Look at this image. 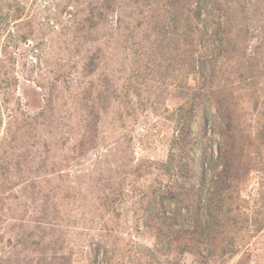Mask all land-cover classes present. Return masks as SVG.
<instances>
[{
  "label": "rangeland",
  "instance_id": "1",
  "mask_svg": "<svg viewBox=\"0 0 264 264\" xmlns=\"http://www.w3.org/2000/svg\"><path fill=\"white\" fill-rule=\"evenodd\" d=\"M164 2L0 0V264H264V0L223 5L202 74Z\"/></svg>",
  "mask_w": 264,
  "mask_h": 264
},
{
  "label": "trees",
  "instance_id": "2",
  "mask_svg": "<svg viewBox=\"0 0 264 264\" xmlns=\"http://www.w3.org/2000/svg\"><path fill=\"white\" fill-rule=\"evenodd\" d=\"M228 1L229 0H165L164 2L167 8H172L176 6V4L179 5V7H182V9L180 8L178 11L180 13H174V16L171 18L173 23L170 26L173 31L178 32V34L182 37L184 44L185 45L187 44V47L190 44H194V46L198 48L196 50L197 52L199 51V55L197 59L195 58V55L194 58L192 55H190L191 53L188 52L187 48L185 49L183 48L182 56H183V61H185V63L189 65L193 63L194 64L198 63L197 64L199 70L198 72L201 74L203 73L204 68L206 67L204 63L210 60L208 59L210 58V55L209 57H205V61L204 58H201V54H200L201 49H203V47L206 44L208 45L209 42L213 40L212 37L215 38V36H217L218 28L228 23L229 16H232V13L235 17L238 18L237 21L239 23H241L242 21V18L241 16L238 15L237 11H231L230 9V13L227 15L226 9L223 7V5ZM182 2L184 3L183 5H181ZM205 13L207 15L206 18L207 21L204 19V17H202V15H204ZM6 17L7 14L4 15L3 19H5ZM210 19L211 21H209ZM218 38L221 47L222 45L226 44V41L221 39L220 36H218ZM209 62L207 64H209ZM201 120L203 124L207 126L210 125L213 129H215L218 125H220V121L218 120V118L212 120L210 119L209 115L206 113L202 116ZM223 136H225V133L220 134L219 137L223 139L224 138ZM226 152H227L226 146L219 140L217 142L215 157H210L209 160L202 159L200 160V162H198V165L196 167L197 170L195 171L197 173L195 174V176L202 175L205 180L206 175L209 174L211 181L209 185L210 188L213 187L217 189L218 184L220 183V179L224 169L221 168V170H219L218 167L222 163L224 164ZM195 186H196L195 184L189 183L188 188L194 189ZM199 205H200V201H197V205L196 206L192 205V210H190L192 216L191 224L189 226L190 230H188L186 233L184 232L183 234L175 233V236L173 240L170 241L169 245H173V247L180 249V251H188L189 253L192 254L194 252L196 253L202 252L201 249L203 242L199 240V237H201L202 234H209V232L214 230L215 225H213V222L211 220L212 217L211 207L209 205L205 206L206 214L200 216L198 214L200 208ZM225 215L228 214L226 213ZM221 231H224V228ZM227 245L229 247L230 243L220 242L218 249L222 250L223 252L224 248ZM243 260L244 258H241L236 264L243 263Z\"/></svg>",
  "mask_w": 264,
  "mask_h": 264
}]
</instances>
